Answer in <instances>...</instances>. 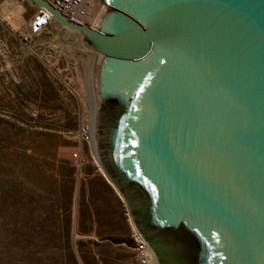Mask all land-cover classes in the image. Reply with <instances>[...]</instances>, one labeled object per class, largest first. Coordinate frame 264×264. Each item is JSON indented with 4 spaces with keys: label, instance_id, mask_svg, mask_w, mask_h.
<instances>
[{
    "label": "water",
    "instance_id": "95a60500",
    "mask_svg": "<svg viewBox=\"0 0 264 264\" xmlns=\"http://www.w3.org/2000/svg\"><path fill=\"white\" fill-rule=\"evenodd\" d=\"M93 153L158 264H264V0H99Z\"/></svg>",
    "mask_w": 264,
    "mask_h": 264
},
{
    "label": "rangeland",
    "instance_id": "374dc122",
    "mask_svg": "<svg viewBox=\"0 0 264 264\" xmlns=\"http://www.w3.org/2000/svg\"><path fill=\"white\" fill-rule=\"evenodd\" d=\"M35 8L0 0V264H137L120 194L84 176L94 57L56 20L29 33Z\"/></svg>",
    "mask_w": 264,
    "mask_h": 264
},
{
    "label": "built area",
    "instance_id": "2783aa9c",
    "mask_svg": "<svg viewBox=\"0 0 264 264\" xmlns=\"http://www.w3.org/2000/svg\"><path fill=\"white\" fill-rule=\"evenodd\" d=\"M16 4H22L24 2H31L30 0H13ZM54 7L59 9L64 15L69 18L82 22L79 20L80 13L86 11L89 6V0H47ZM54 21L51 13L44 7L36 6L34 12L27 21V30L31 34H38L47 29V27ZM61 25V24H60ZM61 27H63L61 25ZM64 28V27H63ZM91 121L89 113L84 109V114L80 116L79 127L77 129V135L81 140L91 141ZM76 165L81 163V159L74 160ZM131 239L133 242V250L135 253L137 264H155L153 260V254L150 251L147 244L131 227Z\"/></svg>",
    "mask_w": 264,
    "mask_h": 264
},
{
    "label": "bare ground",
    "instance_id": "6f19581e",
    "mask_svg": "<svg viewBox=\"0 0 264 264\" xmlns=\"http://www.w3.org/2000/svg\"><path fill=\"white\" fill-rule=\"evenodd\" d=\"M103 9H104V4H102L99 0H89V6L87 7L86 11L83 12V14L80 13L79 20L82 22H87V24L94 26L97 24L98 17L100 16ZM74 33L77 35L76 32H74ZM78 42H79V38H78ZM92 101L93 102L89 101V103H92V107H91L92 110L90 113V121H91V126H92V128H91V143H92V147H93V142H92L93 141L92 140L93 115H94V110H95L96 104H95V100H92Z\"/></svg>",
    "mask_w": 264,
    "mask_h": 264
},
{
    "label": "crops",
    "instance_id": "0c3cea01",
    "mask_svg": "<svg viewBox=\"0 0 264 264\" xmlns=\"http://www.w3.org/2000/svg\"><path fill=\"white\" fill-rule=\"evenodd\" d=\"M86 51V52H85ZM87 54H91L92 57H94L93 53L90 52L89 50L84 48V55ZM91 169L90 170H86L84 168V176L86 177V179H91V180H96V188L99 189V181H100V186L103 187L104 183H105V177L102 174V172L99 170L98 165L96 164H91ZM100 171V172H99ZM86 185H88V183H85Z\"/></svg>",
    "mask_w": 264,
    "mask_h": 264
}]
</instances>
